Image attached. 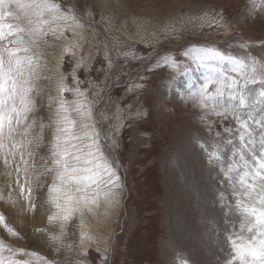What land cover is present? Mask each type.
<instances>
[{"label": "rangeland", "instance_id": "1", "mask_svg": "<svg viewBox=\"0 0 264 264\" xmlns=\"http://www.w3.org/2000/svg\"><path fill=\"white\" fill-rule=\"evenodd\" d=\"M0 264H264V0H0Z\"/></svg>", "mask_w": 264, "mask_h": 264}, {"label": "bare ground", "instance_id": "2", "mask_svg": "<svg viewBox=\"0 0 264 264\" xmlns=\"http://www.w3.org/2000/svg\"><path fill=\"white\" fill-rule=\"evenodd\" d=\"M6 65H7V64H6ZM7 66H9V65H7ZM2 70H3V69H2ZM2 70H1V71H2ZM5 71H6V70H5ZM1 73H3V72H1ZM4 75H5V74H4ZM14 75H15V74H14ZM11 77H12V76H11ZM15 79H16V78H15ZM89 236H91V235H89ZM95 245H96V244H95ZM97 247H99V246L97 245Z\"/></svg>", "mask_w": 264, "mask_h": 264}]
</instances>
